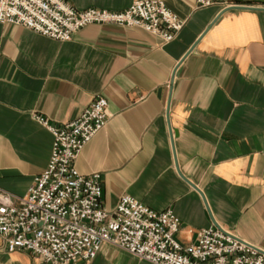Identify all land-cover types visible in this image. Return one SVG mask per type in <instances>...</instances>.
I'll use <instances>...</instances> for the list:
<instances>
[{"label":"crops","instance_id":"obj_1","mask_svg":"<svg viewBox=\"0 0 264 264\" xmlns=\"http://www.w3.org/2000/svg\"><path fill=\"white\" fill-rule=\"evenodd\" d=\"M163 1L184 21L169 42L115 24L60 41L0 23V188L22 196L46 166L53 136L37 115L66 122L102 95L107 122L74 166L100 173L106 209L129 195L172 209L181 245L214 226L264 251V0ZM0 264L47 263L0 240ZM92 264L152 263L104 242Z\"/></svg>","mask_w":264,"mask_h":264},{"label":"built area","instance_id":"obj_2","mask_svg":"<svg viewBox=\"0 0 264 264\" xmlns=\"http://www.w3.org/2000/svg\"><path fill=\"white\" fill-rule=\"evenodd\" d=\"M214 0H197L207 6ZM0 23L18 25L65 41L89 24L139 27L164 42L184 25L163 0H133L122 10L77 9L65 0H0ZM36 119L53 136L49 160L22 196L0 188V240L7 250H24L47 264H92L102 243L113 244L152 264H264V251L210 226L195 241L175 238L180 219L129 195L112 209L101 200L98 172L82 174L74 161L107 122V100L96 95L74 119L51 124Z\"/></svg>","mask_w":264,"mask_h":264},{"label":"water","instance_id":"obj_3","mask_svg":"<svg viewBox=\"0 0 264 264\" xmlns=\"http://www.w3.org/2000/svg\"><path fill=\"white\" fill-rule=\"evenodd\" d=\"M238 7H239V6H237V5H231V6L226 7L225 10L233 9V8H238ZM192 48H193V47H192ZM192 48H191L189 51H191Z\"/></svg>","mask_w":264,"mask_h":264}]
</instances>
